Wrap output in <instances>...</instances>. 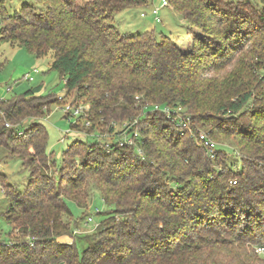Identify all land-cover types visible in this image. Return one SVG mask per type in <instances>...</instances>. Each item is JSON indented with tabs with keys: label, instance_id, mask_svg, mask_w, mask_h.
I'll return each mask as SVG.
<instances>
[{
	"label": "trees",
	"instance_id": "16d2710c",
	"mask_svg": "<svg viewBox=\"0 0 264 264\" xmlns=\"http://www.w3.org/2000/svg\"><path fill=\"white\" fill-rule=\"evenodd\" d=\"M35 1L13 15L0 13V38L38 57L51 53L49 69L63 79L65 96L88 104L90 131L109 120H136L144 157L134 148L108 153L96 142L76 140L57 165L39 120L21 124L45 116V101L50 107L57 96L38 94L36 85L0 99V144L28 171L22 189L0 174L6 202L0 216L9 226L5 239L0 237V264L264 260L251 252L235 262L232 252L238 242L251 251L257 244L264 248V75L253 72L255 59L264 63V0H168L188 30L202 34L193 33L190 50L179 49L162 32L117 29L113 14L146 0ZM221 38L226 51H233L226 65L244 51L249 74L208 97L206 89H197L196 68L204 58L210 62L206 50ZM154 104L172 113L183 107L194 122L196 111L209 113L212 137L233 139L241 152L238 164L222 157L233 151L229 145L220 144L209 159L192 138L176 135L171 122L151 113ZM79 141L87 145L83 152ZM97 193L106 206L99 224L76 238L75 227ZM68 201L84 211L80 218L73 217Z\"/></svg>",
	"mask_w": 264,
	"mask_h": 264
},
{
	"label": "rangeland",
	"instance_id": "374dc122",
	"mask_svg": "<svg viewBox=\"0 0 264 264\" xmlns=\"http://www.w3.org/2000/svg\"><path fill=\"white\" fill-rule=\"evenodd\" d=\"M146 1L147 3L145 5L129 6L113 14V23L122 34H135L152 30L156 33L162 32L168 35L169 42L181 50L191 49L190 43L192 41L193 33L202 37V34L197 30L193 29L191 32L188 30L187 21L174 10L175 8L171 1L168 6L160 8V22L155 21L150 13V7L159 4L161 0ZM24 4L35 5L36 1L3 0L0 1V13L5 11L8 15H13L15 12H19ZM140 12H145L147 16L140 17ZM149 16H151L153 20ZM222 40L223 38H221L220 41L218 40V43L214 41L213 46L206 50L208 57L211 58L210 62L207 63L208 59L204 58L201 61L206 66L201 64L196 68V78H199L197 89L199 91H204L206 89L208 97L214 90L220 87L225 89L227 84L229 85L236 82L238 78H240V80L244 79L247 76L246 74H249V71L243 66V62L247 59L249 54L244 51L241 53L238 52L233 57L232 62L226 65V58L232 54L233 51H226V42ZM218 45H221L220 51H216ZM51 61V53L38 57L29 52L25 47L0 38V98L10 99L14 95H18L36 85H41V90L38 94L43 96H48L49 94L57 96V102H51L50 107L48 102L45 101L46 103L43 107L44 110L47 111L50 108V111L48 110V113H46L45 116H31L21 120V124L33 123L39 120L43 125L48 134L47 151L52 153L56 160V164L58 165L61 163L62 151L76 140L96 142L95 145L108 153L111 152V150L118 148H134V151L138 156L144 157V149L137 144V140L141 137V132H139L138 122H136V120L129 127L131 136H129V132L127 133L128 130L125 131L126 126L124 123L132 122L133 120H126L123 122L109 120L105 124L99 123L93 131L88 129L91 125V121H88V104L81 101H73L74 97L71 94L65 96L66 89L63 79L57 71L49 69ZM255 62L253 70L254 75H264V63L261 64L257 59H255ZM208 64H210V67H208ZM34 68L38 69V72H32V80H24L22 76L25 73L31 72ZM213 80L214 83L211 86H206L208 81L211 82ZM7 88H9V90H7ZM65 106H70V110L77 108L79 113L77 116L69 114L68 116H65V114H67L65 112ZM185 111V108L182 107L181 109H178L176 113H168L156 109L151 113L159 112L160 115H158V117L161 116L171 122L172 129L176 135L180 137L187 136L190 137V139L192 138L196 146H200L206 151L209 159H214L216 155L213 157L209 156L206 146L199 137L201 134L205 135L215 143V149L218 148L220 144L225 146L229 145L232 147L233 151L229 156L222 157H224L225 160L227 159L233 163H237L238 158L241 156V152L233 139L231 137H226V135L221 133L217 135L215 134L212 137L209 129L212 126V121L208 117L209 113L196 111L198 119L196 120V123V121H192L189 113H186ZM174 117H183L185 123L182 122L180 125L176 124L173 120ZM73 123L76 125L72 129L71 125ZM7 124L8 125L5 124L7 128L13 126L10 122ZM254 124H259V118L254 120ZM135 132L137 133L136 136ZM81 141L77 142L76 146H78L79 150L83 152L87 145L80 143ZM71 172L74 173L72 170ZM0 174H4L7 182L16 184L19 189H22L28 180V171L23 168L22 161L19 158L9 157L7 150L1 144ZM5 206L6 202L0 188V211H2ZM68 207L74 218H80L84 212L74 201H68ZM94 207H98L100 210L106 208L98 193L92 198V201L87 204L83 217L75 227V231H77L75 232V235H77L76 238L78 236L90 234L98 226V221L100 220L101 215L95 213ZM90 215L93 218V222L87 223V218ZM8 230L9 226L0 216V234H2L0 237L2 239H5V233L8 232ZM228 238L233 239V236L230 235ZM68 242H71V239H69ZM85 244L84 241L80 242V245ZM233 246L232 252L235 256V262H241L244 259V256L246 254H251V252H254L257 256L264 257V248L261 247V244H257L252 251L248 247L245 249L241 242L234 243ZM259 248H261V250ZM226 250H228L227 246ZM227 257L228 252L226 251V258ZM252 264H264V260H255Z\"/></svg>",
	"mask_w": 264,
	"mask_h": 264
},
{
	"label": "built area",
	"instance_id": "2783aa9c",
	"mask_svg": "<svg viewBox=\"0 0 264 264\" xmlns=\"http://www.w3.org/2000/svg\"><path fill=\"white\" fill-rule=\"evenodd\" d=\"M168 5H169L168 0H161L159 4H155V5H152L150 7V13H151V15L153 16V18L155 19L156 22H160L161 21V18H160V15H159L160 8L161 7H166ZM139 15H140V17H146L147 14L145 12H140ZM0 36H1V24H0ZM32 72L37 73L38 69L34 68L31 72L25 73L22 76L23 79L31 81L32 80ZM7 90H9V88H7ZM0 99H3V98H0ZM153 108L156 109V110H159V108H161L163 110V112L172 113V112H170V110L168 108L161 107V106H158V105H155V104L153 105ZM178 109H180V108H178ZM65 112L68 113L69 115L77 116V114L79 113V110L77 108H73L72 110H70V106H65ZM176 112H177V110L175 112H173V113H176ZM173 120L175 121L176 124H179V125H180V123L184 122L183 117L182 118L174 117ZM134 122H135V120H133L132 122H125L124 123L125 126H126L125 131L128 130L127 133L129 132V136H131L129 127ZM127 123H129V124H127ZM6 125H8V124L6 123ZM21 132L22 131L20 130L18 133L20 134ZM136 135H137V133L135 132V136ZM199 137H200L201 141L204 143V145L206 146V148L208 150V153H209V156L210 157L215 156V153H214L215 143L212 140H210L208 137L203 135V134H201ZM233 183H235V181H233ZM94 211L97 214L101 210L98 207H94ZM89 222H93V218H92L91 215L87 218V223H89ZM74 232H77V231L74 230ZM259 249L261 250V248H259Z\"/></svg>",
	"mask_w": 264,
	"mask_h": 264
},
{
	"label": "crops",
	"instance_id": "0c3cea01",
	"mask_svg": "<svg viewBox=\"0 0 264 264\" xmlns=\"http://www.w3.org/2000/svg\"><path fill=\"white\" fill-rule=\"evenodd\" d=\"M147 16V15H146ZM175 16V15H174ZM152 20H153V18L151 17V16H149Z\"/></svg>",
	"mask_w": 264,
	"mask_h": 264
}]
</instances>
